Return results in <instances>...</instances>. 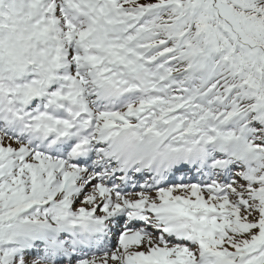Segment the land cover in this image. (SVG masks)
Here are the masks:
<instances>
[{
    "label": "snow or ice",
    "instance_id": "obj_1",
    "mask_svg": "<svg viewBox=\"0 0 264 264\" xmlns=\"http://www.w3.org/2000/svg\"><path fill=\"white\" fill-rule=\"evenodd\" d=\"M0 264H264V0H0Z\"/></svg>",
    "mask_w": 264,
    "mask_h": 264
},
{
    "label": "rangeland",
    "instance_id": "obj_2",
    "mask_svg": "<svg viewBox=\"0 0 264 264\" xmlns=\"http://www.w3.org/2000/svg\"><path fill=\"white\" fill-rule=\"evenodd\" d=\"M137 191H138V189H137Z\"/></svg>",
    "mask_w": 264,
    "mask_h": 264
}]
</instances>
